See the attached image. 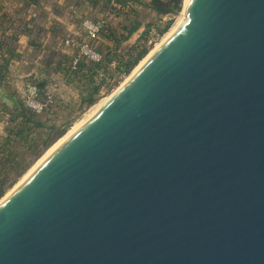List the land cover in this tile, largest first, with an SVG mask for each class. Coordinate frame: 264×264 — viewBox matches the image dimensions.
I'll list each match as a JSON object with an SVG mask.
<instances>
[{
	"label": "water",
	"instance_id": "1",
	"mask_svg": "<svg viewBox=\"0 0 264 264\" xmlns=\"http://www.w3.org/2000/svg\"><path fill=\"white\" fill-rule=\"evenodd\" d=\"M184 11L0 201V264H264V0Z\"/></svg>",
	"mask_w": 264,
	"mask_h": 264
},
{
	"label": "rangeland",
	"instance_id": "2",
	"mask_svg": "<svg viewBox=\"0 0 264 264\" xmlns=\"http://www.w3.org/2000/svg\"><path fill=\"white\" fill-rule=\"evenodd\" d=\"M127 1L132 4L129 5H115L114 2L126 3ZM150 0H99V2L92 7V5H86L82 17H90L92 19L104 20L106 25L118 28L120 33H126L124 27H129L133 23H139L138 28L127 38L122 40L118 45L113 40L109 39L101 33L99 39L95 42V49L102 56V60H108L114 58L109 66L100 68L97 70L95 75L96 82L102 81L104 77L105 81L101 84L100 91L97 95V101L88 105L86 102H82L81 93L82 89L86 86L78 80L70 81L67 83L65 77L61 74H57L55 62L60 61L63 58H70L74 51L72 48L65 47L62 41L54 42H39L38 51L40 52H27V56L23 57L17 68L12 70L19 71L20 73L35 77V72L38 68L44 67L47 72L51 73L52 84L55 89V105L51 107L48 112L43 115V120L47 125L57 124L61 127H66L65 133L57 139L44 153L34 160L26 172L20 176L17 181L7 189V192L0 198V201L10 193L15 186L30 173L37 165L49 154L53 148H55L63 139H65L73 130H75L82 122H84L106 99H108L128 78L129 76L139 67L153 51H155L159 45L166 39L173 29L176 28L178 22L183 19L184 16V5L182 10L178 14H158L152 10L147 3ZM121 6V7H120ZM81 19V18H80ZM172 19V24L169 30L164 33H160L159 29H162L168 20ZM105 25V27H106ZM104 27V28H105ZM59 35H65V37H74L78 39L83 38V32L78 29V33H65L64 29L58 27L55 31ZM107 34V33H106ZM14 42H12L13 44ZM15 44V43H14ZM137 46L136 52L142 48L147 47L148 53L139 61L138 64L134 65L129 73H124L122 68L117 69V56L127 55L129 49ZM134 52V53H136ZM150 53V54H149ZM41 55L39 58L36 55ZM135 55V54H134ZM142 62V63H141ZM139 65V66H138ZM15 67V64H13ZM34 71V72H33ZM17 73V72H16ZM34 73V74H33ZM33 74V75H32ZM30 78V77H28ZM86 81V78H85ZM2 87L4 85H1ZM1 87V89H2ZM13 87V86H12ZM8 89L7 94H11L9 100H5L3 95L0 94V131L4 130L7 120L9 119L8 113H6L5 104L10 108H14L20 104L21 96L18 93L12 91V88L6 85ZM14 88V87H13ZM1 91V90H0ZM23 103V102H22ZM66 136V137H65ZM30 157V156H29ZM30 159V158H28Z\"/></svg>",
	"mask_w": 264,
	"mask_h": 264
},
{
	"label": "trees",
	"instance_id": "3",
	"mask_svg": "<svg viewBox=\"0 0 264 264\" xmlns=\"http://www.w3.org/2000/svg\"><path fill=\"white\" fill-rule=\"evenodd\" d=\"M37 1L38 0H25L24 3H36ZM88 1L91 3L92 7L99 2V0ZM184 1L185 0H150L147 5L158 14H178L183 8ZM129 4L132 3L129 1L124 4L114 2L113 6ZM1 7L2 5H0V9ZM5 15L6 14L4 13L0 14L1 17H5ZM172 22V19L168 20L164 27L159 29V32L162 34L169 30ZM138 26L139 23L135 22L129 27H124L126 33H120L118 28L106 25L102 34L108 36L109 39L113 40V42L118 45L122 40L127 39L138 28ZM30 27L31 25H25L23 29H30L31 31L33 27ZM57 29V25L52 29L55 36L59 35L55 32ZM7 32H3V36L0 38V83L11 87L12 91L18 93L16 89L12 87L10 80L12 70L10 67L11 59L18 56V53L15 49V44H12L14 41H12L11 37L7 35ZM97 40L92 41L94 46ZM38 43L33 42V45H38ZM137 48L138 47L135 46L129 49L127 55H118L116 58V68L120 70V68L124 66L122 71L125 74L129 73L132 67L138 64L148 53L147 47H142L136 52ZM72 60L73 54L68 59L65 57L58 62L54 61L53 65L56 67L57 74L63 75L67 83H70V81L73 80H78L86 85L84 89H82L81 100L88 105H92L97 101V95L100 91L101 84L106 78L104 77L102 81L97 83L95 80L96 72L100 68L109 66L115 59L109 58L107 61L101 60L99 62H92L83 58L79 60L75 68L72 67ZM39 70H41L43 76L39 78L30 76V74L29 77L31 80L38 83L41 90V96H44L48 89H55L52 84V79L54 78L51 77L48 68L47 72L43 66L38 68V71ZM8 98H11V94L8 95ZM53 105H55V103ZM53 105L43 113L38 114L24 106L22 100H20L18 106L10 109L5 104V109L3 110H6L9 119L6 122L4 130L2 132L0 131V198L7 192V189L26 172L31 163L40 158L44 151L65 133L67 129L66 127H61V125L57 124L47 125L43 120V115H45Z\"/></svg>",
	"mask_w": 264,
	"mask_h": 264
},
{
	"label": "crops",
	"instance_id": "4",
	"mask_svg": "<svg viewBox=\"0 0 264 264\" xmlns=\"http://www.w3.org/2000/svg\"><path fill=\"white\" fill-rule=\"evenodd\" d=\"M24 2L25 0H0V14H6L5 17L0 16V38L3 32L8 31L7 35L14 41L18 53V56L11 59V69L17 68L24 60L22 58L27 56V52L38 51V46L33 45V42L63 41L64 34H53L54 26L63 28L67 34L78 33L86 5H91L88 0H38L28 4ZM25 25H31L32 30L23 29ZM36 57L39 58L40 55L37 54ZM1 85L3 84L0 83V94L5 100H9L8 89Z\"/></svg>",
	"mask_w": 264,
	"mask_h": 264
},
{
	"label": "built area",
	"instance_id": "5",
	"mask_svg": "<svg viewBox=\"0 0 264 264\" xmlns=\"http://www.w3.org/2000/svg\"><path fill=\"white\" fill-rule=\"evenodd\" d=\"M106 23L101 19H92L82 17L80 21V30L83 32V38L65 37L63 45L72 48L74 51L72 67L75 68L79 60L87 59L92 62H99L102 56L95 49L92 41L99 39ZM17 72V73H16ZM11 70V84L14 89L18 90L24 106L41 114L55 103L54 89H48L44 96H41V90L35 81L31 80L29 75H24L18 71ZM41 70L35 72V77H41Z\"/></svg>",
	"mask_w": 264,
	"mask_h": 264
},
{
	"label": "bare ground",
	"instance_id": "6",
	"mask_svg": "<svg viewBox=\"0 0 264 264\" xmlns=\"http://www.w3.org/2000/svg\"><path fill=\"white\" fill-rule=\"evenodd\" d=\"M186 2H187V0H185V4H186ZM184 14H185V11H184ZM183 17H184V16H183ZM180 22H181V21H180ZM178 24H179V22H178ZM177 26H178V25H176V27H177ZM173 30H174V29H173ZM173 30H172V31H173ZM169 34H170V33H169ZM153 53H154V51H153ZM153 53H151V55H152ZM149 54H150V53H149ZM151 55H149V56H148L147 58H145L144 60L146 61V59H148ZM141 63H142V62H141ZM143 63H144V62H143ZM77 128H78V127H77ZM77 128H76V129H77ZM76 129H75V130H76ZM75 130H73L69 135H71ZM69 135H68V136H69ZM68 136H67V137H68ZM65 137H66V136H65ZM67 137H66V138H67ZM66 138H65V139H66ZM63 141H64V139H63ZM61 142H62V141H61ZM61 142H60V143H61ZM60 143H59V144H60ZM59 144H58V145H59ZM56 147H57V146H56ZM53 149H55V148H53ZM52 151H53V150H52ZM47 155H48V154H47Z\"/></svg>",
	"mask_w": 264,
	"mask_h": 264
}]
</instances>
